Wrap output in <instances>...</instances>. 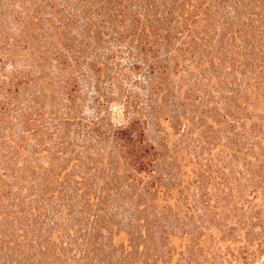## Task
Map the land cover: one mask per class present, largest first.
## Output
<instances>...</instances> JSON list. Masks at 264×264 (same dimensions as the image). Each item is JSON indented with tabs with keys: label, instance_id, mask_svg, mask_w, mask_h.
Listing matches in <instances>:
<instances>
[{
	"label": "rangeland",
	"instance_id": "rangeland-1",
	"mask_svg": "<svg viewBox=\"0 0 264 264\" xmlns=\"http://www.w3.org/2000/svg\"><path fill=\"white\" fill-rule=\"evenodd\" d=\"M148 1L0 0V264H163L164 254L179 264L196 256L190 236L228 204L227 155L249 142L248 127L227 133L225 73L218 84L192 67L150 74L127 38ZM134 118L164 156L150 176L114 140ZM158 177L175 188L147 190ZM16 204L17 219L4 218ZM5 237L15 247L2 249Z\"/></svg>",
	"mask_w": 264,
	"mask_h": 264
},
{
	"label": "trees",
	"instance_id": "trees-1",
	"mask_svg": "<svg viewBox=\"0 0 264 264\" xmlns=\"http://www.w3.org/2000/svg\"><path fill=\"white\" fill-rule=\"evenodd\" d=\"M123 12H116L120 21L128 18ZM131 20L134 31L127 38L139 47L152 76L170 66L174 68L171 75H184L192 67L199 70L198 76L213 75L207 81L215 79L218 84L221 74L225 73L220 82L224 86L220 90L223 104L235 105L234 110L224 107L230 128L227 133L232 135L248 127L246 141L249 142L239 145L236 142L235 151L229 148L227 155L232 175L229 179L224 173L228 204L210 212L208 223L195 232L197 236H190L196 256L189 261L181 258L183 262L179 264H256L259 256L264 255V0H150L144 2L141 12L136 11ZM164 51L168 55L166 63L161 61ZM224 93L230 97H224ZM142 124L141 118H134L117 130L114 140L123 147L133 170L150 176L160 168L164 156L160 147L145 141ZM235 155L240 156L239 160L233 158ZM249 158L255 162L247 163ZM233 177L239 185L237 191L232 187ZM145 184L147 190L155 193H167L175 188L163 184L160 177L150 178ZM179 193L183 191L180 189ZM233 193L241 199L237 205L231 203ZM18 206L4 218L16 220L24 210ZM245 207L249 208L244 210ZM250 209L255 213L250 215ZM233 212L237 214L235 220L226 221ZM223 215L225 219L218 222ZM249 216L256 223L246 225ZM256 230L257 237L253 238ZM188 237L182 235V238ZM16 242L5 237L1 248L15 247ZM158 260L166 264L169 258L166 260L164 254Z\"/></svg>",
	"mask_w": 264,
	"mask_h": 264
}]
</instances>
